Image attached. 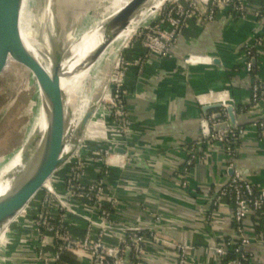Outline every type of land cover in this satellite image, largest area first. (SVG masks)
Here are the masks:
<instances>
[{"label": "crops", "instance_id": "crops-1", "mask_svg": "<svg viewBox=\"0 0 264 264\" xmlns=\"http://www.w3.org/2000/svg\"><path fill=\"white\" fill-rule=\"evenodd\" d=\"M250 1L255 8L258 1ZM257 34L264 37V19L258 25L252 19L242 22L237 14L223 12L207 26L189 25L170 57L150 55L141 74L132 68L126 76L130 90L126 104L134 134L127 143V153L103 158L90 172L91 178L104 180L105 196L115 200L111 209L116 226L148 225L153 223L154 215L163 216L158 236H169L193 247L189 264H216L213 246L235 234L234 213L228 202L216 210L213 207L220 188L231 176L230 158L222 144H206L191 168L189 188L180 185L188 148L204 140L201 119L205 113L218 111L206 108L222 105L223 101L229 103L231 98L238 110H244L238 116L239 122L245 123L246 134L239 139L235 164L255 188H264V138L257 123L247 122L264 114V100L253 111L248 107L252 79L242 55ZM136 49L138 58L144 51L140 45ZM191 55L202 56L203 61L187 64ZM255 65V73L264 79V46L256 55ZM37 196L30 202L32 206ZM80 211L96 217L86 203ZM88 226L85 221L71 217L65 233L79 240ZM263 228L261 219L249 218L244 222L245 236L252 240L245 250L258 264H264ZM118 239L119 234L114 232L108 242L117 244ZM146 241L143 264H170L169 246L150 237ZM51 249L50 244L45 248L47 252ZM9 254L19 260H7L5 264H41L32 260L31 251L21 248L18 242L12 243ZM66 257L75 264L90 262L85 253Z\"/></svg>", "mask_w": 264, "mask_h": 264}, {"label": "built area", "instance_id": "built-area-1", "mask_svg": "<svg viewBox=\"0 0 264 264\" xmlns=\"http://www.w3.org/2000/svg\"><path fill=\"white\" fill-rule=\"evenodd\" d=\"M257 1V6L254 8L250 6V0H212L185 11L157 18L153 21L155 25L151 22L152 27L146 28V31L139 36L140 43L138 44L143 48L144 53L136 59L134 68H137L139 74H141L148 63L150 55H155L161 59L170 57L180 36L189 25L194 23L197 27L207 26L223 12L237 14L238 20L242 22L252 19L256 24H261L264 19V0ZM263 46L264 37L257 34L253 39V44L246 45L242 53L245 59L246 71L252 79V93L248 104L252 111L264 100V79L255 73L254 69L256 55L260 54V49ZM201 61H203L202 56L191 55L186 63H199ZM129 71L130 69L126 67L120 73L119 79L116 80V85L112 89L114 109L116 110V131L106 133L105 142L104 139H99L97 144L98 157L96 156L97 160L93 162L95 166L101 164L103 158L115 154L114 150L116 148H121L127 153V143L134 134L132 117L126 104V100L130 95L129 89L126 87V76ZM229 105L235 107L236 112L238 111L237 114L243 115L245 113L242 109L238 110L234 100L230 98L229 103L223 101L220 111L201 119V123L209 125L211 129L210 137L207 141L200 139L188 148L185 168L179 176L180 185L183 189L189 188L191 168L199 158L200 150L205 148L206 144L217 142L224 146L226 154L230 158L229 168L233 170V174L220 188L213 207L216 210L223 202H228L234 213L235 234L213 246L215 261L216 264H258L252 258L249 250H245L249 248L252 240L245 236L244 222L249 218H255L261 219L264 223V188H255L242 169L235 164L239 139L246 134L245 128L238 126L219 132L214 131L215 126L228 122L226 108ZM216 114H220L221 117L215 119ZM258 127L261 136L264 138V121L258 123ZM80 161V168L77 169L79 172L75 170L76 161L69 166L71 179L69 180L70 190H68L67 195L73 196L72 194L77 193L78 197L82 199L81 203L90 205L96 213V217L94 215L87 216L83 213L77 214L72 208H69L73 218L85 221L89 225L85 236L79 240L72 239L65 233L69 223L66 216L54 217L49 219L48 222L45 219V231L42 235L33 231V226L30 227V232L23 236L21 243L22 245L23 243L26 244L29 241L28 239H31L33 243L36 242V245H38L41 241L39 248H36V254L40 253V257L35 258V261L41 264H62V259L68 255L79 256L85 253L90 256L89 264H143L147 246L146 238L150 237L153 241L170 247V264H189L193 247L183 241L172 240L169 236H158L160 222L164 219L163 216L154 215L153 223L148 225L136 223L116 226V219L111 209V205H115V200L113 201L105 196L104 180L94 179L92 181L90 179V172L93 168L91 166L92 161H85V159ZM107 172L106 169L105 175ZM62 205L68 207L64 202H62ZM39 226L41 225L39 224ZM114 232L119 234V242L110 244L108 241ZM262 243L264 247V228ZM47 244L52 246L51 252L45 250ZM229 250H232L236 255V259L227 260ZM8 252L9 249L2 254L10 258L11 255H8ZM7 260L9 261V259Z\"/></svg>", "mask_w": 264, "mask_h": 264}, {"label": "rangeland", "instance_id": "rangeland-1", "mask_svg": "<svg viewBox=\"0 0 264 264\" xmlns=\"http://www.w3.org/2000/svg\"><path fill=\"white\" fill-rule=\"evenodd\" d=\"M109 2L110 0H103L93 7H87L83 9L81 8L79 10H76L73 7L71 9L76 10L75 12L61 17L54 23H50L49 21H47L49 20V8L52 6L54 9L53 13L58 15L61 9L65 6V1L54 0L51 3L50 0H28L26 6V20L27 22L33 21V27L30 31L31 40L40 47L42 52L53 56V58H56L55 47L57 39L53 36H60L61 45L63 47H66L73 40V38L76 37L69 34V27L66 25L69 18L86 11L90 13L94 11V8L95 11L97 10L96 14H101V11L105 8L106 5L109 4ZM96 19L100 20V18H94L93 20L95 21ZM156 19L137 26L138 28H134L133 25H131L128 30L122 33L126 35V38L130 39L125 44H122V49H120V51H118L111 59L101 77L102 81H107L108 79H110V88H108V97L106 99H103L100 91L96 94L97 98L93 100L91 96L92 93L88 92L89 84H86L84 88H81L80 90L75 92L74 109H76V113L77 110H82V114H85V111L83 110L84 108L86 109V107L88 108V104L90 102L91 106H95V104H97L98 106L100 105L103 108V113H100L99 115L96 114V118L94 119L92 117L88 118L80 126L78 135V139L80 142L76 143L73 155V159L75 158L77 162V166L75 169L76 172H79L77 171V169L80 168V160L85 159V161H92V163L97 160V155L99 152L97 144L99 143V139H104L105 142L106 133H112L116 131V110L114 109L115 104L113 102L114 94L112 92V89L113 87H115L116 80L119 79L120 73L123 72L126 67H128L130 70L134 68V64L137 59L135 56H138L136 46H139L137 44L140 43L139 36L140 34L144 33L146 31V28H149L151 26L150 23L155 21ZM140 22H142V20H140ZM153 25H155L154 22ZM53 26H55L56 30H54ZM64 52H62L61 58L65 55L63 54ZM98 96H101V98ZM40 102L41 101L36 91L35 83L27 74L26 68L14 65L0 75V159L3 158L8 151H10L8 148L12 142L15 143L16 136L18 134H20L19 151L27 141L29 142L33 150L31 154L34 155V158L38 156L44 141L42 138V133L38 132V129L34 131L32 125L33 118L35 117L33 115V111H35L36 106ZM74 112L70 111L68 113L70 120L75 115ZM39 115L41 122H43L44 124H46L47 120L52 116L51 108L48 107L47 102H41V111ZM120 123L122 122L120 121ZM67 147L68 145L66 144L65 151ZM71 161H69V163L64 166H61V169L68 172L67 176L63 177L62 174H60L61 171L57 172V174L59 175H57L56 182L54 184V189L56 190L55 194H51L47 189H41L34 202L35 205L32 206V204H29L25 211L22 213V215L25 216L22 217V219L25 221L20 225L19 223H16L18 224L16 226V231L14 230L15 225L11 227V235L7 243L5 244L4 249L0 253V258L2 259V262H0V264L7 263V259H9V261L11 262H17V259L19 260L18 256L12 255L9 258L5 254H2L5 252V250L11 248L12 243L14 242H18L21 248L30 250L33 256L32 260L40 257V253L36 254V248H39L38 246L40 245L41 241L40 243L38 242V245H34L31 239H28L29 241L26 244L23 243L22 245L21 243L23 241V236L28 233L26 232V230H29L30 227L33 226V231H35L39 235H42L45 231V219H47L48 222V220L51 218H60L62 216H66L67 220L71 221V217L72 219L75 218H73L72 212L69 211V208H72L77 214H81L80 208L81 206H84V204H81L82 199L78 197L77 193H75V195L72 194L73 196L67 195L68 190H70L69 180L71 179V170L69 169V166L72 163ZM4 163L5 161L0 160V167ZM91 166L94 168L95 163L91 164ZM90 179H92V181L94 180V178L91 177ZM62 202H64V204H66V206L68 207L63 206ZM34 216H36V218L33 220ZM18 218L21 219V217ZM32 222L33 224L31 225ZM27 224L30 225V227H27ZM39 224L41 226H39ZM7 233L8 231L0 236V241L7 235Z\"/></svg>", "mask_w": 264, "mask_h": 264}, {"label": "water", "instance_id": "water-1", "mask_svg": "<svg viewBox=\"0 0 264 264\" xmlns=\"http://www.w3.org/2000/svg\"><path fill=\"white\" fill-rule=\"evenodd\" d=\"M210 1L212 0H129L126 4L121 3L117 5L109 2V4L101 11V14H96L97 10L95 11L94 8L95 12L92 11L93 13L86 11L69 18L66 23L69 27V34L76 37L73 38V40L66 47L61 45L60 36L53 34V37L57 39L55 47L56 58L42 52L40 47L31 40V37L30 42L33 48L37 49L43 59H50L52 62H55V59L61 58L62 52L65 51L63 54L67 55L70 48L75 43H78L80 39L93 29V27L100 24H102V35L110 41L117 38L124 31L128 30L134 21L141 19L142 24H144L163 15L185 11ZM23 4L24 0H0V75L14 65L26 68L33 72L38 83L41 85L42 90L47 94L52 85V81L34 53H32L27 47L22 36L21 17ZM155 5H157L158 8L153 10L152 7ZM118 6L121 8L112 15L114 8ZM94 18H100V20L96 19L94 21ZM53 28L56 30L55 26H53ZM10 61L11 64L8 65ZM54 98L55 96L53 95L52 101ZM214 108L220 111V109H222V105L219 104L208 107L205 110H211ZM52 111H54L53 114L57 115V121H59V119H64V112L62 108H56L55 105H53L51 112ZM226 111L228 113V122L215 126L214 131L219 132L229 128L245 126V123L239 122L240 117L238 116L235 107L229 105L227 106ZM33 115L35 116V111H33ZM252 115H254V113H252ZM208 116L209 114L205 113L203 118ZM220 117V114H216L214 116L215 119H219ZM35 121L36 117L33 118L32 127L34 131L37 129ZM261 121H264L263 113L249 119L247 122L258 124ZM201 133L204 140L209 139L211 129L208 124L201 123ZM42 138L44 142L38 156H36L37 163L35 167L34 164L36 162V158H34V155L31 154L33 150L29 142L24 143L20 149L23 152L21 157L22 164L17 170L19 171V174L23 176L15 183V190L10 199L8 201L4 200L2 203L0 202V228L9 221H15L17 219L15 222L13 221L12 224L10 223L12 226L15 225L14 230L16 231V226L18 225L16 223H19L20 225L25 221L22 219V217H25L22 213L30 204L34 195L42 189L44 176L46 174V167L49 166L48 164L50 163L51 155L53 157L52 164L54 163L52 165L54 167L53 169L57 170L62 164L66 143L62 140L53 139L51 137V130L48 129L44 132V134L42 133ZM114 153L125 155L126 151L121 148H116ZM232 174L233 170H231V175ZM18 217H21V219ZM10 229L8 230L7 235L0 241V253L4 249V246L11 235Z\"/></svg>", "mask_w": 264, "mask_h": 264}, {"label": "bare ground", "instance_id": "bare-ground-1", "mask_svg": "<svg viewBox=\"0 0 264 264\" xmlns=\"http://www.w3.org/2000/svg\"><path fill=\"white\" fill-rule=\"evenodd\" d=\"M53 1L54 0H50L51 3ZM63 1H65L66 4L61 9L58 15L53 13L54 9L52 6L49 8V14H48L49 20L47 21H49L50 23H54L63 16L69 15L72 12H75L76 10H79L81 8L83 9L87 7L88 8L93 7L96 4L102 2L103 0H63ZM128 1L110 0L112 4H116V5L121 3L126 4ZM26 2L27 0H24L22 17H21L22 36L24 38L27 47L30 49L32 53H34L39 63L45 69L47 75L52 81V85L49 91L47 92V94L42 90L41 85L38 83L33 72L28 69H26V72L35 83L36 91L39 95L40 101L47 102L48 107H50L51 110L53 108V105H55L56 108L57 107L62 108L64 112V117H63L64 119L63 120L59 119V121H57L56 120L57 115L53 114L54 111H52V116L47 120V123L44 124L43 122H41L39 115L41 111V102H40L35 108V117H36L35 125L38 129V132H42L44 134V132L47 129L51 130V137L53 139H57L60 141L62 140L64 143L68 145L62 158L61 166H64L73 159L74 148L76 146V143L80 142L78 139L80 126L88 118L90 117L93 118L98 111H101V113H103L102 106L100 105L98 106L97 104H95V106H91V102L88 104L89 105L88 108L86 107V109L84 108L83 110L85 111L84 112L85 114L87 113L86 115L82 114L81 112L82 110L81 111L77 110L76 113V109H74L75 92L80 90L81 88H84L86 84H89L88 92L92 93L91 96L93 100L97 98L96 94L99 93L100 91H101V96H103V99H106L108 97V93H107L108 88H110V79H108L107 81L104 80L102 81L101 77L103 75L104 70H106L107 65L110 63L111 59L115 56V54L118 51H120V49H122L121 48L122 44H125L130 38H126V35L122 34L119 35L117 38L109 41L106 39V37L102 35V29H101L102 24H100L98 26L93 27V29L89 31L82 39H80L78 43H75L70 48L67 55L65 54L61 59L60 58L55 59V62L54 61L52 62V60L50 59H43L40 56L37 49H34L30 42V31L32 30L33 27V21L27 22L26 20V5H27ZM73 7L76 10H72L71 8ZM120 8L121 7L119 6L115 7L112 12V15L116 13ZM157 8H158L157 5L152 7L153 10H156ZM140 20L141 19L133 22L132 25L134 28L142 25V22H140ZM10 64L11 61L9 62L8 65ZM53 95L55 96V98L52 101ZM101 96L98 97L101 98ZM70 111H73L75 113V115L71 118V120L69 119L68 116V113ZM19 136L20 134L16 136L15 143L12 142L10 144L8 148L10 151H8L4 155V157L0 159L5 161V163L0 167V202L1 203L4 200L8 201L10 199L12 193L15 190V185H16L15 183L19 178H22L23 176L19 174V171L17 170L19 166H21L22 164L21 157L23 153L22 150L19 151V145H20ZM52 159L53 157L51 155V160L50 163L48 164L49 166L46 167V174L44 176L42 189H47L48 192H50L51 194H55L56 190L54 189V184L56 182L57 175H59L57 174V172L61 171L60 174H62L63 177L67 176L68 172L66 170L64 171L63 169H61V166L57 170L53 169L54 167L52 165L54 163L52 164ZM74 161H76L75 158L71 162ZM36 163H37V158L34 167L36 166ZM54 174L55 176L52 177ZM37 194L34 195L32 200L35 198ZM35 218L36 216L33 217V220ZM13 221H9L0 228V235L4 234L12 227L11 224L13 223Z\"/></svg>", "mask_w": 264, "mask_h": 264}, {"label": "trees", "instance_id": "trees-1", "mask_svg": "<svg viewBox=\"0 0 264 264\" xmlns=\"http://www.w3.org/2000/svg\"><path fill=\"white\" fill-rule=\"evenodd\" d=\"M227 239H229V238H227ZM226 239V240H227ZM237 243H238V241H236ZM235 245H237V244H235ZM238 246V245H237ZM233 248V247H232ZM231 248V249H232ZM237 257H236V255L232 252V250H229V253H228V256H227V260L228 261H230V260H234V259H236ZM62 263L63 264H75V262L74 261H72L71 259H69V258H67V257H64L63 259H62Z\"/></svg>", "mask_w": 264, "mask_h": 264}]
</instances>
